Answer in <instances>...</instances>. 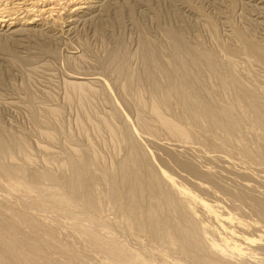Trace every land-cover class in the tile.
I'll use <instances>...</instances> for the list:
<instances>
[{"label": "rangeland", "instance_id": "rangeland-1", "mask_svg": "<svg viewBox=\"0 0 264 264\" xmlns=\"http://www.w3.org/2000/svg\"><path fill=\"white\" fill-rule=\"evenodd\" d=\"M57 2L55 0L52 5L55 14L53 11L52 16L35 17V24L21 27L24 31L11 34L13 31L0 29V134L13 154L6 163L36 175L48 173L55 178L48 182L40 177L35 182L40 191L30 196L57 209L63 207L57 206L53 197H70L74 209L65 207L70 211L68 213L94 216L97 222L116 228L115 213L122 214L124 220L128 218L124 214L127 186L118 182L122 193L119 205L113 207L108 203L106 190L110 187V180L107 179L100 188L104 195L101 199L104 212H98L83 203L82 193H72L68 188L71 172L65 166L70 159L86 160L89 164L88 185L102 173L119 179L122 164H127L128 182L131 183L135 171L129 165V159L135 149L143 162V178L147 180L150 173L160 175L162 185L156 196L154 193L141 205L146 214L152 211L144 219V244L135 246L133 237L126 232L108 235L109 242L125 244L139 255L151 247L154 260H149L148 264H196L193 260L196 257L236 264L234 259L221 258L211 251L162 247L151 237L150 225L158 216H168L172 222L175 219L174 224L187 227L191 217L201 221L199 211L207 203L203 210L211 211L218 220L215 224L218 241L234 255L244 258L251 247L264 249V223L249 210L240 208L229 196L217 192L213 186L178 166L169 150H189L198 157L225 159L242 176L250 177L253 186L263 190L264 163L224 155L213 145L203 144L196 138L186 144L155 118L151 107L152 103H159L167 96L175 98L176 91H185L197 121L206 110L220 115L229 132L226 144L233 154L242 157L252 151L246 132L253 109L242 99L241 93L249 91L264 105V61L260 62L245 52L238 34L260 45L264 52V0H85L81 4L83 9L77 14L75 8L68 6L70 0ZM13 3L12 0H0V5L4 6ZM176 42L182 52L174 50ZM145 44L157 51V60L149 65ZM192 49L194 52L190 51ZM200 52L211 55L214 66L210 67L199 56ZM231 77L240 82V89L234 87ZM190 81L194 83L189 88L185 84ZM73 82L84 83V88L73 86ZM162 112L187 133L200 131L203 136L216 133L212 126L198 127L197 123L186 121L184 116L169 107L163 108ZM231 160L236 162L233 164ZM27 181L31 183L29 179ZM51 189L48 194L47 190ZM3 194V207L36 216L57 233L73 231L72 227L50 224L49 218L34 215L10 195ZM167 194L176 199L179 197L181 207L178 214L160 211ZM35 234L27 231L24 237L39 244L40 238ZM95 243L105 245L97 239L78 238L55 242L56 249L46 251L52 255L56 253L53 256L58 261H77L76 255L81 254L91 260L87 264H116L98 252ZM106 246L110 251H117L114 244ZM120 256L124 264H132L131 260L133 264H140L138 258H129L125 253ZM240 262L245 264L247 261L242 259Z\"/></svg>", "mask_w": 264, "mask_h": 264}, {"label": "bare ground", "instance_id": "bare-ground-1", "mask_svg": "<svg viewBox=\"0 0 264 264\" xmlns=\"http://www.w3.org/2000/svg\"><path fill=\"white\" fill-rule=\"evenodd\" d=\"M12 1H14L12 6H8L6 4H5L6 6L0 5V29L1 31L5 30L7 32L13 31L11 34H16L20 32V30H23L21 29V27L32 26V24H35V20H36V19L34 20L35 17L41 18L44 16H49V14L51 15V13L54 11V8L52 7V5L55 3V0H12ZM81 1L82 0H70V2H68L69 3L68 6H72L73 8H75L74 9L75 14H77V12L83 9L84 7V6L82 7L81 4L85 0H83L82 2ZM15 2H21V3H15ZM54 14H55V11H54ZM71 14H72V11H71ZM49 18H52V17H49ZM17 26L20 28L16 29ZM238 37L242 42L245 52H247L249 55L259 60L260 62L264 61V52H263V48L260 45L252 42V40L251 41L248 40L249 38L247 39L242 34H238ZM173 47L175 48L174 50L177 49V53L178 51L179 52L181 51L180 45L177 42L174 44ZM144 50H145L147 64L149 65L151 63H154L157 60V51L155 50V48L153 46H150L149 44H145ZM190 51L194 52L193 49ZM178 55L176 54L175 56H178ZM199 56L202 57V59H204L210 67L214 66L211 55L200 52ZM178 59H181V56ZM176 66L177 65H175V67ZM232 80H233L234 87L240 89V82H238L236 79H233V78ZM193 83H194L193 81H190V82H186L185 85L189 86L190 88V86L193 85ZM72 85L80 89L84 88V83L82 82L81 83L73 82ZM85 85L87 84L85 83ZM157 88L159 89L160 87L157 85ZM188 94H191V93H188ZM241 96H242V99L246 101L253 109L252 119L250 123L247 124V132H246V139L252 144L253 150L242 154V157L233 154L230 147L226 144L228 137H229V132L226 129V127L223 125L220 115L214 111L206 110L200 116L199 121H197L198 117L195 115L194 111L190 109V104H188V98L185 95V91L184 92L176 91L175 98H170L167 96L163 98L161 102L159 101V103H155V102L154 104L152 103L153 106L151 107H152V112L155 118L174 137H177L178 139H181L182 141L191 142V140L196 138L198 140H201L203 144L213 145L218 151H221L224 155H231L232 157L237 158V159L238 158L244 159L245 157V159H249L250 162H253V161L259 162L261 160L264 163V112H263L264 105L260 101L256 100L255 97L247 90L243 91L241 93ZM165 107L167 108L169 107L170 109L175 110L177 113H179V115L184 116L186 121L197 123L198 127L199 126L200 127L212 126L215 129V132H216L215 135L214 136H211V135L203 136L200 131H196L197 134L187 133L180 126H178L177 122L175 123L171 120V118L168 119L167 117L164 116L162 109L163 108L165 109ZM185 142H183L184 145H185ZM216 142H219V143H216ZM19 147L21 148L20 145ZM166 149H170V147L169 148L167 147ZM134 150L135 149H133L131 160L129 159L130 161L129 165H131L135 171L134 179L132 180L131 183L130 181L128 182V177H127L128 165L127 164H124V165L122 164L119 179H116V177L114 176H109L107 173H102L100 176H97L96 178H94L95 180L93 179V181H91L92 179L90 178L91 182H89L88 185L86 184V177L88 175L89 164L86 160H84L83 158H79V157L77 159H70L69 162L67 163V166H65L71 172V175L69 179L67 180L68 188L71 190L72 193H82L83 203L90 209H94L98 212H104L103 200H101L104 195H102V193L100 192V188L105 185L106 183L105 181H107V179L110 180L109 182L110 187H108V189L106 190L108 194V203L111 204L113 207L114 205L116 206V204H118V201L120 200V193H122L120 192L118 182L122 186H127L128 190H127L126 196L128 197V199L126 202L124 214L127 215L128 218L124 220L123 219L124 216L122 214L115 213L116 228H114L107 224L97 222L94 219L95 218L94 216L93 217L90 215L77 216V215H72L68 213L70 211H67L64 208L65 207L71 208L74 205V202L70 197H67V196L53 197L54 198L53 200L55 201L57 206L59 205L63 207L60 209L53 208L40 201L34 200L33 197H31L30 195L37 194V192L40 191V189H38V187L35 185V182H37V180L40 177L43 178V180L45 179L48 182L54 181L55 178L51 174H48V173H44L43 175H36L34 173L27 171L26 169H20V168L18 169L16 166L11 165V163L7 164L6 162L8 161L6 160L8 159L11 160L13 154L8 150L6 142L4 141L2 135L0 134V264H87V263H90L91 260L81 254L76 255L77 261H72V260L71 261H58L59 259L56 260V258L53 256L56 254L55 252H54L55 254L52 255L51 253L46 251L48 248L56 249L55 242H58V241L60 242L61 240H67V241H70L72 239L77 240L78 238H83L87 240L97 239L101 242H105L104 243L105 245H102L101 243H95L94 245L96 246L94 247L98 252H100L103 256H105L108 260L116 264H124L120 260L121 253H125V255L127 254V256L132 259H134L133 257H135L136 259L137 258L140 259V264H148L147 262L149 260L151 259L154 260L152 256L153 252L152 253L150 252L151 247L149 248L148 251L143 252L142 255H139L135 253L134 251H132V249L125 244L117 243V242L111 243L107 240L108 235L114 236L118 234V232H123V233L126 232L127 234L131 235V237H133L132 242L135 246L143 245L145 242V239L143 237V234L145 231L144 230L145 228L144 221L146 220L145 216H147V214L151 215L152 211L150 209L151 212H147L146 214V210H143L141 205L145 203L144 201H146L147 199L149 198L151 199L154 193L156 196V192L161 188V185H162V177L160 175L158 176L157 174L150 173L149 178L145 180L143 176L141 175L142 174L141 171L143 168V164H142L143 162H141V160L139 159L138 151L137 150L134 151ZM169 152H170L169 155H171L172 158L177 162L178 166L180 165L184 170L190 172L193 176L204 180L206 183L213 186V188L217 192L229 196L230 198H232V200H234L235 202L239 204L238 206L240 208L245 209L247 211L249 210L251 215L255 216L261 223H264V190L253 186L250 182L251 180L250 177L242 176V173L237 172L238 169L236 171L235 168H232L230 163L226 162V160L222 158H218V157L211 158V157H201V156L198 157L197 155H195V153L189 150L181 152V150L171 149L169 150ZM215 156H218V155H215ZM227 160H229V158ZM233 162H236V161H233ZM206 163L208 164V166L206 165ZM239 165L242 166L241 164ZM258 167H259V164H258ZM260 169H263V168H259V170ZM166 175L168 176V174ZM23 177H27V179H29L31 183L28 182L26 178L25 180ZM256 183L258 184V182ZM42 191H44V189ZM49 191H52V189L47 190L48 194H49ZM3 193H7L8 195H10L12 198H14V200L16 201L18 205L25 207V210L28 208L30 211L34 213V215L37 214V215H41V216L49 218L50 224H54V225L60 224L68 228L72 227L71 229L73 231L72 232L65 231V232L57 233L52 229V227H49L48 225L47 226L44 225L43 220L41 222L40 221L41 219L39 218L40 219L39 220L36 216H28L27 214L26 215L22 214L16 208L3 207L4 205L1 204L4 198L2 196ZM177 199L175 196L171 194H167L166 201L164 200L165 202H163L164 204L161 206L162 208L160 209V211H162L163 213L168 211L173 214H178L179 209H180L179 207H181L180 206L181 201L180 199L179 200ZM50 200H52V198ZM55 203L53 202V204ZM153 203L154 201H152V204ZM156 203L158 204V202ZM206 204L207 203H205V206ZM205 206H203L202 210L199 211V214L201 215V221L197 217H193V218L191 217V219L189 218L190 226H187V227L179 225L180 223L178 222H177L178 225L174 224L175 219L172 222L170 219L167 218L168 216L167 217L163 215L158 216L152 222L153 224L151 225L153 226L150 225V227H152L150 228L151 230L149 229L151 237L155 240V242L158 243L157 245L162 246V247H167V248H172V249H177V250H195L199 252L211 251L213 252V254H216L221 258H224V259L226 257H228L229 259L232 258L237 263H239L240 260L243 259L247 261L246 263L243 262L245 264H264V251H259V250H264L262 248L251 247V250L248 252V255H246L244 258H241L239 257V254H237L238 256L234 255L235 253L233 254L231 252V249L224 246V243L222 245L221 244L222 242H219L218 238L216 237V234H217L216 227L217 226L215 224L218 221L217 217L211 211L203 210ZM153 208L155 207L153 206ZM10 215H12V218H10ZM79 219H81L82 223L78 221ZM27 231L30 232L31 234L36 233L40 238V243L39 244L38 243L36 244L34 242L32 243L28 239H26L24 237L26 235L24 234ZM242 235L243 233H241V236ZM109 243L110 245L112 244V246L114 244L118 252L115 250L110 251L108 246H106ZM68 253L70 254V251ZM208 259H204V258L198 259V257H196L193 260L194 262L196 261V264H228V263H222L219 261L214 262V261H210V258ZM229 259L228 261H230ZM124 260L126 261L125 258L122 259V261ZM131 262L134 263L133 260H131ZM135 262H137V260ZM241 263L242 262H240V264ZM160 264H163V263L160 262ZM229 264H233V263L231 262Z\"/></svg>", "mask_w": 264, "mask_h": 264}]
</instances>
